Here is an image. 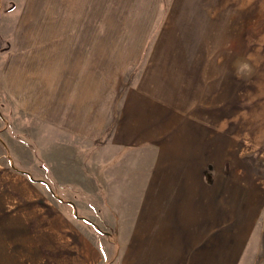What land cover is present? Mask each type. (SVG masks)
Segmentation results:
<instances>
[{
  "label": "rangeland",
  "instance_id": "obj_1",
  "mask_svg": "<svg viewBox=\"0 0 264 264\" xmlns=\"http://www.w3.org/2000/svg\"><path fill=\"white\" fill-rule=\"evenodd\" d=\"M237 58L251 66L245 79L233 68ZM58 78L73 83L69 93L55 87ZM91 90L96 119L106 124L92 135H113L116 117L133 106L162 139H202L213 154L203 166L208 186L217 185L211 199L222 200L224 218L231 216L223 228L244 226L236 264H264V0H0V169L55 184L42 148L57 145L63 165L90 174L102 141L79 145L70 129L43 116L90 101ZM57 184L59 199L72 201L71 212L103 235L104 225L92 223L101 209L90 208V191ZM231 190L239 206L228 214ZM108 231L104 245L94 240L97 249L117 238Z\"/></svg>",
  "mask_w": 264,
  "mask_h": 264
},
{
  "label": "crops",
  "instance_id": "obj_2",
  "mask_svg": "<svg viewBox=\"0 0 264 264\" xmlns=\"http://www.w3.org/2000/svg\"><path fill=\"white\" fill-rule=\"evenodd\" d=\"M57 82L55 87L71 91L72 82L60 78ZM94 104L91 90L90 101L57 105L55 116L47 112L43 116L51 123L50 117H55V128L70 129L79 145L102 141L99 154L94 152L90 159V174L63 165L61 148L53 147L57 145L42 148L55 184L33 177L24 180L28 172L17 168L13 169L17 173L0 169V264H104L109 258L111 264H236L244 226L223 228L231 216L224 218L222 200L211 199L209 188L217 185L208 186L203 166L213 154L202 139L184 133L162 139L153 123L143 125L133 106L116 117L113 135L100 138L92 129L106 124L100 122L104 116L96 119ZM145 140L153 144H144ZM60 182L90 191V208L101 209L92 223L104 225L103 235L71 212L72 201L59 199ZM226 184L232 187L233 180ZM38 191L43 201L37 200ZM225 198L231 214L239 206L237 192L231 190ZM108 229L117 230V238L97 249L94 240L104 245ZM228 238L233 240L231 248L224 244ZM224 255L230 257L228 262Z\"/></svg>",
  "mask_w": 264,
  "mask_h": 264
},
{
  "label": "clouds",
  "instance_id": "obj_3",
  "mask_svg": "<svg viewBox=\"0 0 264 264\" xmlns=\"http://www.w3.org/2000/svg\"><path fill=\"white\" fill-rule=\"evenodd\" d=\"M233 68L235 69V73L239 79H245L252 72L251 66L241 58H237L233 61Z\"/></svg>",
  "mask_w": 264,
  "mask_h": 264
}]
</instances>
